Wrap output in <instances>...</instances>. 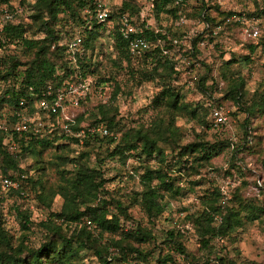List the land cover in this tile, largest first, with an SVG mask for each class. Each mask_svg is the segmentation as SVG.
<instances>
[{
	"label": "trees",
	"instance_id": "obj_1",
	"mask_svg": "<svg viewBox=\"0 0 264 264\" xmlns=\"http://www.w3.org/2000/svg\"><path fill=\"white\" fill-rule=\"evenodd\" d=\"M0 2L13 13V19L6 22L0 31V119L13 121L14 112L20 111L17 103L24 99L27 115L53 126L50 138H40L32 133L0 132V176L15 178L19 183L18 191L6 192L0 198V264H82V252H91L98 264H137L139 261L147 263L146 258L154 250H157L154 264H178L175 254L187 264H199V258L184 247L185 240L179 229L166 231L160 244L143 251L141 246L152 244L154 236L150 228L141 226V221H134L128 210L138 207L151 225V221L161 216L168 200L177 198L175 179L159 144L174 153L179 165L178 173L185 178L192 180L200 176L202 168H211V160L228 146L223 142L209 143L205 140L208 131L216 132L223 127L213 128L210 122H205V117H210L211 110L222 108L225 102H230L245 114L241 125V149L247 148L245 139L250 134L247 136L246 127L250 119L256 116L264 118V93L250 95L245 90V79L240 76H235L220 89H217L214 79H210V85L206 86L211 67L200 63L205 73L193 84L210 103L205 108L197 103H185L176 84L180 72L175 69L176 60L172 55L186 47L189 57L196 59L193 46L202 40L200 35L203 32L211 35L216 29L218 35H228L232 30L240 33L241 24L226 22L231 16H243L247 21L259 19L264 23V4L261 7L255 4L250 12H235L221 11L212 0H195L196 5L187 14L192 23L189 22L188 28L176 35L175 28H167L163 33L152 29L140 18L141 5L137 0H120L103 23L92 21L89 29L85 26L81 10L93 12L95 0ZM14 3L18 8L13 7ZM179 3L175 4V0H151L150 5L156 13L175 18ZM122 17L133 29L126 36ZM195 27L201 31L196 32ZM101 34L111 39L113 57L110 70L126 71L131 79L126 93L114 79L115 75L100 74L99 64L93 61L95 43ZM75 37L80 38L81 53L69 49ZM136 38L146 41L150 45L149 50L132 52L129 41ZM245 41H248V54L257 48L264 52V28L260 27L255 39ZM241 60L250 63V56L241 57ZM233 63L237 60L230 59L223 64L229 66ZM133 64L137 65L136 68ZM84 80L89 81L94 91L97 88H102V91L87 95L76 108L69 109L73 115L71 123L37 108L36 101L46 87L55 91ZM144 83H153L157 90L141 110V113L150 114L145 123L138 121L133 125H123L116 108L100 100L104 89L108 101H113L118 94L130 95L131 89ZM216 92L220 94L218 99L212 97ZM178 118L197 122L202 131L194 135V140L181 143L182 129L175 125ZM63 125L70 132L81 131L82 134L67 136ZM98 126L107 134L86 132L87 128ZM58 141L63 143L57 144ZM69 144L76 147L75 156L69 157ZM92 154L94 166L88 162ZM141 158L154 161L155 167L144 165L139 177L140 191L121 196L107 192L105 184L110 180L104 178V162L115 161L123 167L127 160L139 162ZM261 163L264 167V158ZM49 176H53V182L49 181ZM19 192L24 198L19 196ZM9 196L21 204L13 205L11 214L7 213L19 223L21 232L16 238L6 229L1 210V204ZM54 199L61 201L57 211L51 210ZM200 199L207 201L205 209L184 215L182 222L190 224V236H194L198 248L208 254L212 251L211 239L229 238L245 222L264 216V204L261 208H252L236 192L229 200L235 207H225L224 214L218 205V190L213 189ZM29 200H36L48 210L47 218L37 224L40 240L36 246L29 243L31 211L21 209L23 202ZM240 211L245 212L243 217H240ZM214 217L219 218L217 223ZM83 221H88L89 227ZM216 261L222 264L220 258ZM200 264H207V261Z\"/></svg>",
	"mask_w": 264,
	"mask_h": 264
},
{
	"label": "rangeland",
	"instance_id": "obj_2",
	"mask_svg": "<svg viewBox=\"0 0 264 264\" xmlns=\"http://www.w3.org/2000/svg\"><path fill=\"white\" fill-rule=\"evenodd\" d=\"M141 5L140 18L154 30L162 33L167 29H176V35L183 33L187 29L190 18L187 14L191 13V7L196 5L195 0H181L179 7L176 8V17L172 18L170 15L158 14L150 5L151 0H137ZM211 1V0H207ZM217 4L221 11H235L241 12L254 10L255 4L261 7L264 0H212ZM101 3L109 10H113L120 0H102ZM175 4L176 0H175ZM14 8L17 3L13 4ZM197 24V23H195ZM194 24V25H195ZM198 33L201 29H196ZM216 29L212 30L211 35L202 33L200 35L201 41H197L193 46L194 53L197 54L196 59L189 57L187 48L176 51L172 55L176 60L175 69L180 72L176 79V84L181 89L185 103L194 105L197 103L203 108L208 106V99L203 97L193 84L195 79L199 78L205 73L204 67L200 63H204L211 67V72L207 74L208 81L206 86L210 85L211 80L217 82V89L222 88L226 83L232 81L235 76H240L245 79V90L252 93H264V52L257 48L252 54H248L245 41L240 33L232 30L228 35H218ZM195 31H192L194 33ZM191 33V34H192ZM208 39L210 42H208ZM187 44V42L185 43ZM111 39L106 34H101L96 40L95 48L92 54L93 61L99 64L98 72L105 75H115L114 79L120 84L124 93L130 89L129 81L126 71L115 72L110 70V62L112 60ZM250 56V63H244L241 57ZM230 59L237 60L229 66H224L223 63ZM137 65L133 64V68ZM126 85V90H125ZM102 91V88H101ZM156 88L152 83H144L139 88L130 90V95L118 94L115 99L108 101V94L105 92L100 97L102 103H107L116 108L118 117L122 120L123 125H133L141 121L145 123L149 119L148 113H141L145 108ZM220 94L217 92L212 94L214 99H218ZM224 111L225 122L223 127L208 131L205 140L209 143L223 142L227 148H224L216 157L211 160V168H202L200 176L190 180L178 173L179 165L174 159V153L163 147L166 154V164L171 169V175L175 179L174 187L177 189V198L168 200L167 206L161 216L151 225L146 222V219L140 212L138 207H133L128 210V213L134 221H141V226L150 228L151 234L154 236V244L148 243L142 245L143 251H149L153 245L160 244L165 237V232L170 229L181 228L180 232L184 237V247L186 250L199 258V264L207 261V264H219L216 258L222 260V264H264V216L259 217V220L252 222H245L240 229H237L229 238L226 239H211L209 245L212 251L208 254L206 250L199 249L194 236H190V224L182 222L184 215L200 212L205 209L206 200L200 199L206 193L213 189L218 190L219 199L218 205L222 214L225 213V207H235V204L229 200L233 194L242 195L246 199V204L252 208H261L264 204V167L261 159L264 158V118L256 116L250 119V124L246 127V149L242 150L241 144L243 142L242 122L245 114L240 112L230 102H225L222 106ZM210 116V115H209ZM211 123V118L206 115L205 122ZM175 125L181 128L182 140L181 143H186L194 140V135L199 134L201 127L195 121H189L185 118H178ZM51 132L45 137L50 138ZM63 143L58 141L57 144ZM96 145V144H95ZM70 156L76 155V147L69 144ZM103 148L100 150L102 153ZM99 152V153H100ZM91 166H94V155L92 154L88 160ZM30 163V160H28ZM155 167L152 160L141 158L138 162L135 159H129L125 162L123 167H120L115 161L104 162V178L110 180L105 184L107 192L114 193L117 196L127 195L131 192H137L141 189L139 177L144 171V165ZM53 176H49V181L53 182ZM189 181L196 182L190 184ZM208 191V192H204ZM15 200L13 196L1 204V210L4 213L5 227L9 233L18 237L20 235V226L14 217H12L11 207L13 205H21ZM61 201L54 199L51 204V210L57 211ZM21 209L31 211L29 243L33 246L38 244L40 240L39 232L37 231V224L43 222L47 218L48 210L40 205L36 200L24 201ZM10 214H7V213ZM244 211H240V217H243ZM217 221L218 217H214ZM188 224V229L184 225ZM157 250H154L149 257L146 258L147 263L138 262L137 264H154ZM174 259L178 264H187L181 256L174 255ZM82 264H98L91 252H82ZM112 264H120L113 262Z\"/></svg>",
	"mask_w": 264,
	"mask_h": 264
},
{
	"label": "built area",
	"instance_id": "obj_3",
	"mask_svg": "<svg viewBox=\"0 0 264 264\" xmlns=\"http://www.w3.org/2000/svg\"><path fill=\"white\" fill-rule=\"evenodd\" d=\"M180 0H176L178 3ZM94 11L90 12L87 9L81 10L85 17V26L87 29L90 28L91 22L95 21L96 24L103 23L109 16V10L101 2H94ZM13 19V13L5 5L0 2V31L2 26ZM235 21L241 24L240 34L246 39H255L260 31V27L264 28V23L259 19H251L247 21L243 16H231L226 22ZM124 35L133 32V29L126 24V19L122 17ZM80 38L75 37L69 44V49L75 53H81L80 50ZM150 45L140 39L136 38L129 41V48L132 52L148 51ZM101 88H97L95 91L91 89L90 83L87 80L77 82L74 84H68L62 86L55 91H52L51 87H46L36 101V106L41 111H47L52 115H58L64 122H72V113L69 111L70 108H76L79 102L84 99L87 95H94L100 93ZM20 111L14 112L13 121H4L0 119V132L8 133L13 132L16 134L32 133L40 138L45 137L52 131V125L50 123L42 122L39 118H33L27 115L26 106L24 99H19L17 103ZM211 125L213 128L224 124V111L221 107L214 108L210 113ZM66 131L67 136H80L81 131L73 133L70 132L66 125L62 126ZM89 134L97 133L99 135H106L107 132L101 126L89 127L86 130ZM19 183L14 179L0 176V198L3 197L4 193L9 191H18ZM19 196L24 198L22 192H19ZM215 219V218H214ZM86 227H89L88 221H83ZM185 229H188V224L184 225ZM180 232H183L181 228H177Z\"/></svg>",
	"mask_w": 264,
	"mask_h": 264
}]
</instances>
